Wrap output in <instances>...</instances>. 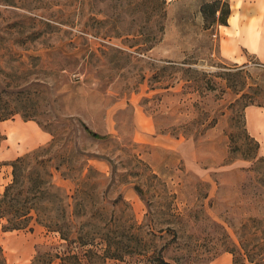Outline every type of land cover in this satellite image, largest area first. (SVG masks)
Wrapping results in <instances>:
<instances>
[{"label": "rangeland", "instance_id": "1", "mask_svg": "<svg viewBox=\"0 0 264 264\" xmlns=\"http://www.w3.org/2000/svg\"><path fill=\"white\" fill-rule=\"evenodd\" d=\"M167 1L159 22L143 0H0V24L45 31L33 40L10 36L1 62L9 61L11 77L0 76V91L6 88L3 100L14 104L20 85L23 106L26 98L37 103L31 121L57 135L48 156L61 165L54 181L72 205L94 168L100 175L88 180L92 197L104 199L110 215L132 214L144 224L151 214L156 230L177 227L169 256L234 264L246 248L264 253V141L246 119L250 105L264 106V66L221 54L218 22L209 25L204 0ZM104 13L119 14L120 33L114 20L99 22ZM9 132L23 142L30 134ZM3 137L0 129V143ZM12 161L0 160V193L13 180ZM8 225L0 218L7 264H31L38 252L64 244L35 220L21 229Z\"/></svg>", "mask_w": 264, "mask_h": 264}, {"label": "trees", "instance_id": "2", "mask_svg": "<svg viewBox=\"0 0 264 264\" xmlns=\"http://www.w3.org/2000/svg\"><path fill=\"white\" fill-rule=\"evenodd\" d=\"M143 2L150 6L151 16L155 14L159 17V22L166 18L167 0ZM93 9L96 8L92 6ZM201 10L207 14L208 19L211 18L209 25L212 26L216 21L218 24H228L227 19L231 13L228 0H204ZM94 13L101 14V10ZM104 17L99 22L106 24L114 20L116 33L121 32L119 14L104 13ZM14 33L18 36L26 35L28 39L33 40L42 36L45 31L37 30L33 23L28 26L18 23L0 24L2 77H11L6 71L9 61L4 59L6 65L1 61L5 56L3 51L9 50L6 43ZM21 77L17 75L18 79ZM16 88L17 91H12V94L16 95L14 104L3 100L2 94L6 88L0 91V121L11 119L19 113L26 121L37 118V103H33L31 98H26L29 105L23 106L26 89L20 85ZM38 123L54 136L53 140L49 146L39 147L13 160V180L4 192L0 193V218L8 222L9 229L25 228L29 222L35 220L49 232H57L64 241L62 248L59 246L38 252L31 264H108L110 260L124 261L127 258H137L140 264H187L183 260L184 256L168 255L170 248L180 239L177 227L167 226L156 230L151 214L148 215L150 223L144 224H138L132 214L126 218L113 213L110 215L107 206L102 204L105 200L100 202L92 197L96 187L88 180L94 174L100 175L94 168L90 169L87 180L78 184L76 202L72 205L70 196L54 181V170H60L61 165L55 164V156H48L49 149L57 142V135L48 130L41 121ZM81 125L88 135L96 139L102 138L86 124ZM62 174L64 178H71L66 172ZM172 221L166 223L172 224ZM251 251L253 250L246 248L243 254L239 253L234 264H246V261L257 264L256 257L264 258V253L252 254ZM0 264H7L1 245Z\"/></svg>", "mask_w": 264, "mask_h": 264}, {"label": "crops", "instance_id": "3", "mask_svg": "<svg viewBox=\"0 0 264 264\" xmlns=\"http://www.w3.org/2000/svg\"><path fill=\"white\" fill-rule=\"evenodd\" d=\"M231 13L228 24H218L221 54L237 63H245L249 57L264 66V0H228ZM250 133L264 141V106L250 105L246 111ZM29 131L26 140L18 139L14 132ZM4 139L0 143V160L12 161L24 153L50 140L51 134L35 121L14 117L0 121Z\"/></svg>", "mask_w": 264, "mask_h": 264}]
</instances>
